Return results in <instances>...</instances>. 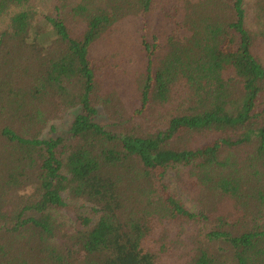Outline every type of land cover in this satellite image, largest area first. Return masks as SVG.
<instances>
[{
  "label": "trees",
  "instance_id": "1",
  "mask_svg": "<svg viewBox=\"0 0 264 264\" xmlns=\"http://www.w3.org/2000/svg\"><path fill=\"white\" fill-rule=\"evenodd\" d=\"M0 264H264V0H0Z\"/></svg>",
  "mask_w": 264,
  "mask_h": 264
},
{
  "label": "rangeland",
  "instance_id": "2",
  "mask_svg": "<svg viewBox=\"0 0 264 264\" xmlns=\"http://www.w3.org/2000/svg\"><path fill=\"white\" fill-rule=\"evenodd\" d=\"M76 113H77V110L71 111L64 118L50 123L49 126L43 131L41 138L49 139V138H54L57 136H63L67 132ZM170 184L174 185V183H171V182ZM172 187L178 190L175 186H172ZM179 196L182 198L186 207L192 208L193 204L191 201L186 200L183 196H181V193H179Z\"/></svg>",
  "mask_w": 264,
  "mask_h": 264
}]
</instances>
